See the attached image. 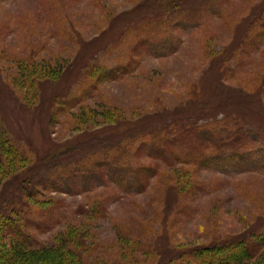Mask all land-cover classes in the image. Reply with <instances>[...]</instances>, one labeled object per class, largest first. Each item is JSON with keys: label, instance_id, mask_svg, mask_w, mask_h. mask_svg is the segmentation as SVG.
Returning a JSON list of instances; mask_svg holds the SVG:
<instances>
[{"label": "rangeland", "instance_id": "obj_1", "mask_svg": "<svg viewBox=\"0 0 264 264\" xmlns=\"http://www.w3.org/2000/svg\"><path fill=\"white\" fill-rule=\"evenodd\" d=\"M222 137L236 163L194 157ZM0 141L23 158L0 148V214L34 245L192 264L264 236V0H0Z\"/></svg>", "mask_w": 264, "mask_h": 264}, {"label": "trees", "instance_id": "obj_2", "mask_svg": "<svg viewBox=\"0 0 264 264\" xmlns=\"http://www.w3.org/2000/svg\"><path fill=\"white\" fill-rule=\"evenodd\" d=\"M159 131L160 135L157 137L161 139L162 142L169 138L171 130L163 126L160 127ZM157 133L158 132H150L149 134L154 137ZM223 138L224 137L220 138L218 142H214L213 146L215 148L209 153L205 155L195 154L194 157H199L197 160L201 163H218L223 160L221 157L224 156L231 161L234 160L236 163V158L243 156H241V154H239V156L236 151L220 152L222 146L225 147L228 145L223 143L224 141H221ZM235 140L236 139L233 141ZM155 143L153 144L157 145V143ZM2 147H4V149ZM0 148L1 151L3 149L1 154H6L7 158L13 155L15 160L19 162L23 161V158L15 155L7 142L0 141ZM240 160L243 159L240 158ZM142 170L143 171H141V168L139 169V171L143 173L146 168H142ZM2 171L1 169V176ZM139 171L138 174L136 173V176H134L132 180L133 183H143L142 177H144V174L141 175L142 173H139ZM115 178H119L120 181L126 180L125 177L119 175H116ZM21 189L24 191L26 188L24 187ZM26 195H29V193L27 192ZM16 214L19 215V212L0 214V228L2 226L4 227L1 234L3 237L9 239L6 244L0 239V264H67L68 255H72L73 257L70 261L71 264H87L86 261L81 258L78 260L75 259L76 256L73 254L74 252H72L68 246H65V241H62L58 248L53 246L34 245L29 239L20 217L17 216L14 218ZM252 236L250 240H246L245 238H233V240L225 241L221 244L214 243L208 247L195 248L191 250L188 257H190L192 264H264V261H262L264 258V236L261 233H254ZM53 256H56L57 259Z\"/></svg>", "mask_w": 264, "mask_h": 264}]
</instances>
